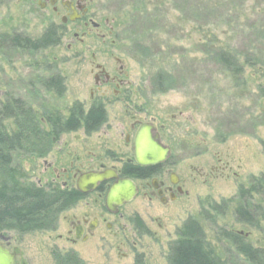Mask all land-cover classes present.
Masks as SVG:
<instances>
[{"label":"rangeland","instance_id":"374dc122","mask_svg":"<svg viewBox=\"0 0 264 264\" xmlns=\"http://www.w3.org/2000/svg\"><path fill=\"white\" fill-rule=\"evenodd\" d=\"M86 2L85 28L79 22L58 27L64 12L60 10L58 17L51 15L50 8L41 12L33 0H0V35L34 42L47 30L48 17L58 37L56 45L36 50L0 43V105L21 100L25 112L24 118L4 123L8 135L22 132L23 136L19 146L7 151L11 164L4 174L34 188L53 184L69 190L75 187L74 175L100 172L102 167L119 170L132 161L123 136L118 135L117 128L126 130L130 119L121 108L106 109L107 123L91 134L80 129L55 135L40 122L68 118L76 102L88 99L95 66L116 68V57L133 86L131 115L136 120L154 119L172 134L169 142L174 151L161 168V180L168 185L169 174H174L183 193L161 204L144 196L150 186L136 183L139 193L122 207L123 220L117 221L100 214L104 196L99 199L92 192L57 215L53 229L27 234L1 231L0 243H7L16 254V264H135L137 259L141 264H168V247L177 230L196 218L212 246L217 245L218 234L226 232L263 247L264 232L237 223L230 201L240 186L264 175V0H169L167 27L159 22V30L150 31L143 21L116 28L117 15L136 0ZM128 28L137 42L130 40L127 46L119 33ZM74 35L105 37L115 48L87 52L76 43L68 51ZM84 45L97 46L98 41L86 40ZM221 50L236 59L240 68L236 74L222 66ZM161 66L164 91L153 80ZM48 78L63 81L61 98L45 92ZM27 121L32 128L23 127ZM124 151L127 154H120ZM4 174L0 182H6ZM259 207L264 209V201ZM84 217L100 218L99 227L86 241H75L69 235L70 222ZM134 218L141 220V231L134 229ZM220 248H229L228 264H245L231 247Z\"/></svg>","mask_w":264,"mask_h":264},{"label":"trees","instance_id":"16d2710c","mask_svg":"<svg viewBox=\"0 0 264 264\" xmlns=\"http://www.w3.org/2000/svg\"><path fill=\"white\" fill-rule=\"evenodd\" d=\"M169 0H136L131 8L124 13L117 15L115 27L120 28L127 25L135 24L134 22L143 21L146 25V31L152 30L161 23V27L166 28L170 22L167 3ZM166 5V6H164ZM123 19V20H122ZM114 20V21H116ZM114 27V26H113ZM149 28V29H148ZM129 29V28H128ZM162 29V28H161ZM131 28L119 33V39L128 46L132 40ZM151 33V32H150ZM122 36H124L122 38ZM58 37L56 29H48L43 35L34 42L28 38L18 36L0 35V43L22 49L30 48L32 50L50 47L57 44ZM131 43V42H130ZM227 51L221 50L218 58L223 67L230 73L236 74L240 68L236 59L230 56ZM165 68L161 66L160 71L153 75V80L157 83L158 89H163ZM56 87L60 85L56 81ZM18 103L14 105H0V174L3 175L11 164L7 151H13L14 145L19 146L23 139L22 132L8 135L4 123L8 120H18L24 118V108ZM106 120V114L102 109H90L88 112L80 108L70 110L68 118L63 120L59 116L48 119L50 124V133L58 135L61 132H75L81 128L85 134L96 132ZM24 121V120H23ZM23 127L31 126L27 121ZM19 122H16V125ZM29 130H31L29 128ZM28 130V131H29ZM31 133V132H30ZM16 146V147H17ZM19 148V147H18ZM12 149V150H10ZM127 175H137L140 172L131 167L124 169ZM145 173V172H144ZM7 174H4L6 182H0V232L16 231L19 234L32 232L49 231L53 229L57 220V215L72 208L82 196L75 190L61 189L59 186H49L47 189L34 188L32 185L19 184L11 180ZM264 175L259 178H252L249 185L239 187L234 203V216L237 223L249 227L260 228L264 232V209L259 206L263 203L264 195ZM217 211L216 206L211 207ZM137 227H142L140 222H136ZM176 239L169 244L168 264H228L230 258L229 248L221 249L220 247H231L234 255L245 264H264V246L253 247L246 243L244 238L221 232L220 237L216 240L217 245L212 246L205 240L201 222L198 219H189L185 221L177 230ZM135 264H141L137 259Z\"/></svg>","mask_w":264,"mask_h":264},{"label":"flooded vegetation","instance_id":"af4514ba","mask_svg":"<svg viewBox=\"0 0 264 264\" xmlns=\"http://www.w3.org/2000/svg\"><path fill=\"white\" fill-rule=\"evenodd\" d=\"M36 3V7L41 11L45 12L47 8H50L51 10V15L58 17L59 11L64 12V16L60 18V24L58 27H67L68 23L74 24L75 22H79L83 24V27L86 28L87 22L84 21V18L87 14L88 8L86 5V0H33ZM74 18V22H69V19ZM46 22H48V29H54L56 25L54 24V21L49 20L47 17ZM97 30L99 29V26L97 25ZM77 34V33H76ZM75 34V35H76ZM74 35L73 41L71 45L67 46V50L70 51L71 47L74 44H79L81 47L85 48L87 52H90L93 48L97 50H104L108 49L110 46H113L112 48H115V45L109 44L107 39L105 37H89V36H83V37H76ZM86 40H97L98 45H90V46H85L84 41ZM48 47V46H47ZM92 59H95V55H92ZM115 59V65L117 66L116 68L113 69H108L105 67L104 64L100 63L95 66V72L93 71L90 73L91 78H92V90L89 92V96L87 100H84L82 102H76L73 105V109H84L87 108V112L90 109H102L104 112L106 109L109 108H121L124 110V116L130 115L128 118L129 123L127 124V129L123 126H119L117 130L121 131L118 135L123 136V141L125 143V147H128L125 149L126 152H128V155L132 157V161L129 163L124 164L119 170H116L114 168L112 169H106V168H101L99 171L100 172H88V173H102L106 170H111L114 171L116 174L115 179L103 182L99 184L96 188L95 191L98 193L99 199H102L104 196V207L100 210V214L105 213L106 215L113 216L117 218V221L123 220V216L120 214V210L122 207L125 205L129 204L131 201L134 200V198L138 195L139 193V188L136 183H145L148 186H150V190H148L146 193H144V196L147 197L150 201L152 199L157 198L161 204H166V202L175 200L177 196L182 195V188L179 187L178 185V178L174 174H169L168 181L169 184L165 185V183L161 180V177L163 176V172L161 170L163 164L166 163L167 159L173 154L174 148L171 145L169 141H171L170 135L171 133H168L167 128L164 125H156L155 120L152 119L151 121L147 120H136L133 115L129 112V109H133L135 107V103L133 100V86L130 84L128 81V75L127 73L123 70L122 62L118 58ZM83 62V61H82ZM61 81V83L59 82ZM55 80L54 78H48L45 80V83L43 86L45 87V92L46 93H51V92H56L55 96L58 95L60 98L63 96V81L61 79ZM56 81L60 83L59 86L56 87L55 83ZM51 91V92H50ZM53 94V95H54ZM15 103H18L20 106H23L24 103L21 100H14ZM4 104V103H3ZM86 113V112H85ZM106 114V112H105ZM50 119V118H48ZM48 119L47 121L41 120L40 122L45 123L48 125V128H50V124H48ZM107 123V116L105 122L101 125H105ZM142 125H149L150 127V133L152 136H156V142L164 149L168 150V158L160 164H156L154 166H147V167H141L136 165V163L133 160V139L136 134V132L139 130V128ZM100 127V128H101ZM83 129V128H81ZM80 130V129H79ZM78 131V130H77ZM124 131V134H123ZM168 134V135H167ZM178 144L177 146H181V138L177 140ZM177 147V148H178ZM176 149V148H175ZM180 149V148H178ZM121 152L120 154H127L126 152ZM127 167H131L132 169H136L140 172V174L137 175H127L124 173V169ZM145 172V173H144ZM87 174V173H85ZM82 175V174H80ZM74 175L75 179V187L72 188V190H75L78 194L82 196L81 200H84L86 196L92 192H89L85 195L81 194L77 189H76V180L80 176ZM172 176L175 179V183L171 182ZM69 179V176L66 175V180ZM117 180H130L136 190V194L133 197V199L128 202L124 203L118 207H114L112 210H109L105 206V199L107 192L109 188L117 181ZM53 184H49V186H52ZM58 186V185H54ZM43 189V188H42ZM47 189V188H46ZM62 189V188H61ZM67 190V189H65ZM70 190V189H69ZM103 194V196H102ZM80 200V201H81ZM79 202V201H78ZM77 202V203H78ZM76 203V204H77ZM75 204V205H76ZM74 205V206H75ZM71 209V208H70ZM69 210V209H68ZM67 211V210H66ZM100 218L96 217L91 220L89 218H83L81 221H71L70 226L71 230L69 231L75 236L76 230L81 234L80 239L82 241H86L93 231L96 230L97 227H99V221ZM134 223V229L136 231H141L143 228V224L139 218H134L133 219ZM140 222L142 227L139 229L137 227V223ZM111 226L109 224L106 225V228L109 229ZM13 232V231H12ZM16 232V231H14ZM1 240H4L3 238ZM75 240V238H74ZM75 240V241H79ZM6 242V241H5ZM0 245L6 249L8 252L11 254L15 255V264H16V254L13 251H10L8 249L7 243H5V246L0 243Z\"/></svg>","mask_w":264,"mask_h":264},{"label":"water","instance_id":"95a60500","mask_svg":"<svg viewBox=\"0 0 264 264\" xmlns=\"http://www.w3.org/2000/svg\"><path fill=\"white\" fill-rule=\"evenodd\" d=\"M71 18L70 21H73ZM156 136L150 133L149 125H142L133 139V160L141 167L154 166L163 163L168 158V150L162 148L156 142ZM114 171L106 170L102 173H87L80 175L76 180V189L83 195L93 192L103 182L115 179ZM172 183L175 179L172 176ZM136 194L135 187L130 180H117L108 190L105 206L109 210L124 203L130 202ZM81 234L76 230L75 240L80 239ZM0 264H15V255L8 252L0 245Z\"/></svg>","mask_w":264,"mask_h":264}]
</instances>
